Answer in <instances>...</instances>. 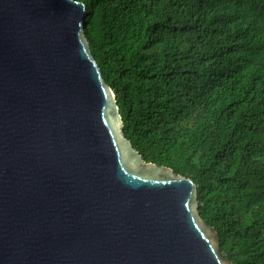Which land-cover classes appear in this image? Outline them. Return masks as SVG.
Segmentation results:
<instances>
[{"label":"water","instance_id":"95a60500","mask_svg":"<svg viewBox=\"0 0 264 264\" xmlns=\"http://www.w3.org/2000/svg\"><path fill=\"white\" fill-rule=\"evenodd\" d=\"M81 0H0V264H235L198 185L124 134Z\"/></svg>","mask_w":264,"mask_h":264},{"label":"trees","instance_id":"16d2710c","mask_svg":"<svg viewBox=\"0 0 264 264\" xmlns=\"http://www.w3.org/2000/svg\"><path fill=\"white\" fill-rule=\"evenodd\" d=\"M145 161L198 185L235 264H264V0H81Z\"/></svg>","mask_w":264,"mask_h":264}]
</instances>
